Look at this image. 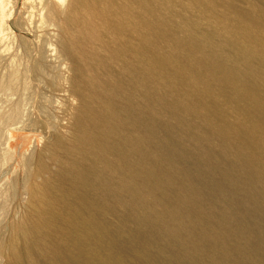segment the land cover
<instances>
[{"label": "rangeland", "instance_id": "rangeland-1", "mask_svg": "<svg viewBox=\"0 0 264 264\" xmlns=\"http://www.w3.org/2000/svg\"><path fill=\"white\" fill-rule=\"evenodd\" d=\"M9 1L0 264H45L46 238L62 264H264L241 236V210L264 219V0ZM73 208L103 234L60 244L46 211Z\"/></svg>", "mask_w": 264, "mask_h": 264}, {"label": "bare ground", "instance_id": "bare-ground-1", "mask_svg": "<svg viewBox=\"0 0 264 264\" xmlns=\"http://www.w3.org/2000/svg\"><path fill=\"white\" fill-rule=\"evenodd\" d=\"M26 1H30V0H26ZM25 1V2H26ZM8 3H10V1L9 0H0V25H1V23L3 22V13H4V8L8 5ZM29 7H30V5H29ZM32 7V6H31ZM7 8V7H6ZM27 8V7H26ZM28 9V8H27ZM29 10V9H28ZM27 10V11H28ZM7 11V10H6ZM6 13V12H5ZM12 73V72H11ZM15 73V72H14ZM9 78V77H8ZM10 79V78H9ZM2 86H3V84H2ZM16 112V111H15ZM101 139V138H100ZM102 142V141H101ZM100 151V150H99ZM172 158V157H171ZM98 159H100V158H98ZM171 161V160H170ZM73 162V161H72ZM175 162V161H174ZM181 163V162H180ZM146 169V168H145ZM198 171V170H197ZM204 171V170H203ZM76 172V171H75ZM98 172V171H97ZM133 172V171H132ZM182 172V171H181ZM136 173V172H135ZM153 173V172H152ZM186 174V173H185ZM198 175H199V173H198ZM100 176V175H99ZM195 176V175H194ZM193 176V177H194ZM203 176V175H202ZM147 177V176H146ZM213 177V176H212ZM77 178V177H76ZM84 178V177H83ZM201 178V177H200ZM209 178V177H208ZM80 179V178H79ZM186 180H187V177L185 178ZM83 180V179H82ZM145 180V179H144ZM184 180V179H183ZM90 181V180H89ZM185 181V180H184ZM191 181V180H190ZM213 181V180H212ZM80 182V181H79ZM96 182V181H95ZM148 182V181H147ZM152 182V181H151ZM201 182V181H200ZM75 183H77V182H75ZM74 183V184H75ZM154 183V182H153ZM204 183L207 185V184H209L210 183V178H209V180H205L204 181ZM204 183H203V185H204ZM62 184H63V182H62ZM78 184V183H77ZM86 184V183H85ZM144 184V183H143ZM88 185H89V183H88ZM153 185V184H152ZM76 186V185H75ZM80 186H82V185H80ZM144 186V185H143ZM147 186V185H146ZM202 186V185H201ZM59 187V186H58ZM90 187V186H89ZM202 187H204V186H202ZM74 188V187H73ZM90 189V188H89ZM183 189H186V190H188V188H183ZM209 189H210V187H209ZM92 193L96 196L95 198H94V195L92 194V196H91V201L93 202L92 204V207L95 205V206H97V204H99L100 202H99V196H97V195H99V190L98 189H96V184L95 183H93V181H92ZM131 190V189H130ZM202 191V190H201ZM85 192V191H84ZM54 193V192H53ZM189 193V192H188ZM196 193H197V191H196ZM81 195V194H80ZM194 195V194H193ZM196 195H199V192L197 193V194H195V196ZM59 197V196H58ZM77 197V196H76ZM99 197V198H98ZM98 198V199H97ZM54 200V199H53ZM226 200V199H225ZM66 201V200H65ZM64 201V202H65ZM81 201V200H80ZM101 201V200H100ZM63 202V201H62ZM82 202V201H81ZM74 203H76V202H73V207L75 208L76 206V204L74 205ZM116 203V202H115ZM233 203V202H232ZM48 204V203H47ZM58 205H60V204H58ZM71 205V204H70ZM111 205V204H110ZM102 206V205H101ZM185 206V205H184ZM230 206H231V204H230ZM235 206H237V205H235ZM48 207V206H47ZM56 207V206H55ZM104 207V206H103ZM215 207V206H214ZM213 207V208H214ZM61 209L60 210H62L63 212L64 211H69L68 209H70L71 207H66V204H65V206L64 205H62L61 207H60ZM73 208V209H74ZM94 208V207H93ZM105 208V207H104ZM182 208V207H181ZM180 208V209H181ZM185 208V207H184ZM46 209V208H45ZM72 209V210H73ZM47 210V209H46ZM91 210V209H90ZM89 210V211H90ZM104 210V209H103ZM110 210V209H109ZM186 210V209H185ZM59 211V210H58ZM57 210H54V209H48V211H46V212H48L46 215H45V224H46V229L48 230V229H54L55 230V232L54 233H56V235H55V237H54V235H53V237L54 238H56V239H58V241L60 242V244H67V243H69V246H70V241H71V238L72 237H75V240H76V243H78L79 244V242L80 243H83V242H85V232L87 231L86 229L87 228H89L90 227V229L92 228V229H94V230H97L98 232H99V235H101V233L103 234V231L102 230H100V228H102V227H100L101 226V224L99 225V222L96 220V217L97 216H95V215H97V214H95V215H93L92 216V213L90 212V215H88L87 216V218H85L86 216L84 215V217H82V212L77 208V211H76V209H74V213H75V211H76V213L75 214H73L74 216H71L72 217V219H68V220H64V219H61L60 218V215H59V212H58ZM84 211V210H83ZM92 211H93V209H92ZM167 211V210H166ZM182 211V210H181ZM188 211V210H187ZM251 211V210H250ZM112 212V211H111ZM224 212H225V210H224ZM227 212V211H226ZM225 212V213H226ZM238 212H240V211H238ZM189 213V212H188ZM249 211L246 209V208H244L243 209V211L241 210V216L242 217H244L243 218V221H242V224H241V226H242V228H243V230H241V232H242V235L241 236H243L246 232H245V225L246 226H248V227H251V228H255V230H256V232H257V236H258V238L260 239V243H262V245L264 246V219H263V217H261V216H259L258 214H255L253 217H251V216H249ZM94 214V213H93ZM183 214V213H182ZM182 214H181V216H182ZM186 214V213H185ZM197 214V213H196ZM213 214V213H212ZM246 214H247V217H246ZM64 215H65V213H64ZM76 215V216H75ZM185 216V215H184ZM190 216V215H189ZM125 217V216H124ZM171 217V216H170ZM188 216H185V218H187ZM89 218V219H88ZM172 218V217H171ZM170 218V219H171ZM191 218H192V216H191ZM237 218V217H236ZM224 218H222V220H223ZM238 219V218H237ZM77 220V221H76ZM123 220V219H122ZM225 220V219H224ZM228 220V219H227ZM226 222V221H225ZM124 223V222H123ZM223 223V222H222ZM179 224V223H178ZM182 224V223H181ZM234 224V223H233ZM239 224V223H238ZM103 225V224H102ZM157 225V224H156ZM227 225V224H226ZM37 226V225H36ZM120 226H121V224H120ZM128 226V225H127ZM189 226V225H188ZM236 226V225H235ZM240 226V227H241ZM217 227V226H216ZM175 228V227H174ZM184 228V227H183ZM211 228V227H210ZM222 228V227H221ZM219 230V229H218ZM247 230H248V228H247ZM250 230V229H249ZM88 231H90V230H88ZM208 231V230H207ZM211 231V230H210ZM237 231H240L239 229L237 230ZM251 231V230H250ZM160 232V231H159ZM188 232V231H187ZM245 232V233H244ZM161 233V232H160ZM207 233V232H206ZM108 234V233H107ZM153 234V233H152ZM239 234V233H238ZM148 235V234H147ZM159 235V234H158ZM212 235V234H211ZM98 236V235H97ZM96 236V237H97ZM156 236V235H155ZM219 236V235H218ZM249 236H251V235H249ZM100 237V236H99ZM147 237V236H146ZM208 237V236H207ZM245 237H246V235H245ZM106 238V237H105ZM149 238V237H148ZM164 238V237H163ZM227 238V237H226ZM94 239V238H93ZM231 239V238H230ZM48 240H49V238H46L44 241L46 242H44V243H40L39 245H38V249H39V252H37L36 253V257H40V258H43V260H45L46 262H45V264H62V262H63V260H62V258L63 257H61L60 255H59V253H60V250L58 251V248H56L55 247V245L53 244H48ZM225 240V239H224ZM42 241V240H41ZM87 241V240H86ZM106 241V240H105ZM137 241V240H136ZM147 241H150V240H147ZM154 241V240H153ZM146 242V241H145ZM156 242H157V240H156ZM230 242H232V241H230ZM93 243V242H92ZM114 243V242H113ZM158 243V242H157ZM171 243V242H170ZM216 243V242H215ZM255 243V242H254ZM37 244V243H36ZM65 244V245H66ZM102 244V243H101ZM164 244V243H163ZM179 244V243H178ZM230 244V243H229ZM51 245L52 246H54V247H51ZM75 245V244H74ZM96 245V244H95ZM139 245V244H138ZM169 245V244H168ZM172 245V244H171ZM225 245V244H224ZM102 246V245H101ZM229 246V245H228ZM234 246V245H233ZM250 246H251V244H250ZM36 247V246H35ZM106 247V246H105ZM104 247V248H105ZM110 247V246H109ZM112 247V249H114L113 251H110V253H112L111 254V257H110V264H129V263H127V260H126V257L124 256V254H123V252L121 251V249L119 250V249H115V246L114 245H112L111 246ZM143 247V246H142ZM148 247L149 246H147L146 247V249H148ZM153 247V246H152ZM184 247V246H183ZM223 247V246H222ZM221 247V248H222ZM53 248H55L57 251L55 252H52L51 251V249H53ZM61 248H63V247H61ZM97 248V247H96ZM140 248V247H139ZM154 248V247H153ZM156 248H157V246H156ZM209 248H210V245H209ZM233 248V247H232ZM261 248V247H260ZM65 249V248H64ZM138 249V248H137ZM195 249V248H194ZM234 249V248H233ZM69 250V249H68ZM116 250V251H115ZM141 250H143V249H141ZM162 250V249H161ZM210 250V249H209ZM259 250V249H258ZM29 251V250H28ZM62 251V250H61ZM66 251V250H65ZM101 251V250H100ZM172 251V250H171ZM174 251V250H173ZM180 251V250H179ZM222 251V250H221ZM141 252V251H140ZM162 252V251H161ZM186 252V251H185ZM96 253V252H95ZM109 253V254H110ZM149 253V252H148ZM165 253V252H164ZM198 254H199V252H197ZM243 253V252H242ZM63 254V253H62ZM91 254V253H90ZM101 254V253H100ZM103 254V253H102ZM144 254V253H143ZM151 254V253H150ZM222 254V253H221ZM227 254V253H226ZM139 255H140V253H139ZM149 255V254H148ZM148 255L147 256H145V257H147V258H149L148 257ZM152 255V254H151ZM157 255V254H156ZM163 255V254H162ZM193 255V254H192ZM209 255V254H208ZM241 255V254H240ZM29 256V255H28ZM68 256V255H67ZM155 256V255H154ZM255 256V255H254ZM257 256V255H256ZM254 257L253 259H254V261L255 262H258L259 264L261 263V259H260V257ZM141 257H142V255H141ZM211 257V256H210ZM221 257V256H220ZM240 257V256H239ZM78 258V257H77ZM98 258V257H97ZM103 258V257H102ZM144 258V257H143ZM200 258V257H199ZM242 258V257H241ZM145 259V258H144ZM203 259V258H202ZM249 259V258H248ZM150 260V259H149ZM151 260H153L152 258H151ZM150 260V262H151V264H160V263H162V261H163V263L164 264H174L173 263V260H169V261H165L164 259H163V257H157V258H154V260L153 261H151ZM196 260V259H195ZM215 260V259H214ZM42 261V260H41ZM65 261H66V259H65ZM187 261H188V259H187ZM233 261V260H232ZM216 262V261H215ZM235 262V261H234ZM41 263H43V261L41 262ZM69 264L70 263V261H66V264ZM105 263V262H104ZM107 263V262H106ZM191 263H192V261H191ZM194 263V262H193ZM204 264V263H203ZM218 264H220V263H218ZM224 264V263H223ZM232 264V263H231ZM240 264V263H239ZM263 264V263H262Z\"/></svg>", "mask_w": 264, "mask_h": 264}]
</instances>
